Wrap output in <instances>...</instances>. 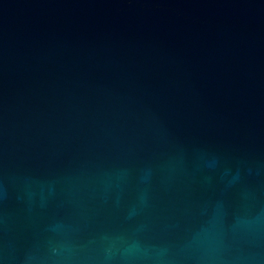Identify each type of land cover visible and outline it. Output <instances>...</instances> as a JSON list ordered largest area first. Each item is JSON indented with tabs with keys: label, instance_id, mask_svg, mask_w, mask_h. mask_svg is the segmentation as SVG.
Wrapping results in <instances>:
<instances>
[{
	"label": "water",
	"instance_id": "obj_1",
	"mask_svg": "<svg viewBox=\"0 0 264 264\" xmlns=\"http://www.w3.org/2000/svg\"><path fill=\"white\" fill-rule=\"evenodd\" d=\"M0 264H264V0H0Z\"/></svg>",
	"mask_w": 264,
	"mask_h": 264
}]
</instances>
